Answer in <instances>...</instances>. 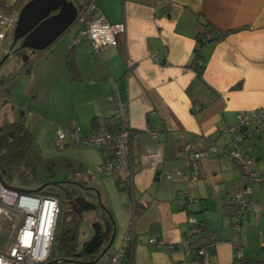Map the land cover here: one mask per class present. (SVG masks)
Returning <instances> with one entry per match:
<instances>
[{"label":"crops","instance_id":"0c3cea01","mask_svg":"<svg viewBox=\"0 0 264 264\" xmlns=\"http://www.w3.org/2000/svg\"><path fill=\"white\" fill-rule=\"evenodd\" d=\"M96 4L108 22L124 24L117 45L99 54L85 39L70 47L78 27L68 29L32 63L19 62L10 53L0 63V68L6 65L0 89L8 94L0 97L5 102L0 105V127L27 122L18 111L28 105L19 97L27 93L29 83L23 84L22 75L5 77L6 71L12 67L18 73L26 71L32 83L57 75L58 86L45 94L58 92L64 107L49 112L41 108L37 115L38 121L46 122L51 146L47 155L53 163L48 165L49 157L42 151L28 152L26 163L41 164L53 179L52 175H67L62 180L80 182L94 191L104 187L119 226L127 222L111 247L118 248L124 234L131 233L125 264H264V127L259 135L243 139L237 149L251 157L252 168L262 179L252 183V193L245 196L251 203L236 245L232 199L242 192L243 178L231 155L236 147L229 144L231 136L224 130L236 122L239 112L264 108V0H96ZM204 22L224 35L201 47L205 59L201 83L188 63L204 33ZM7 34L0 40V60L12 41L6 40ZM69 57L76 70L73 76L67 68ZM112 95L126 103L134 133L133 174L127 187L115 174L100 178L106 174L102 154L94 146L68 145L52 152L57 127L75 122L81 131H101L116 125ZM182 143L204 153L191 168L178 154ZM211 145L217 147L214 154L208 151ZM182 195L192 200L182 204L178 199ZM189 215L196 225L188 224ZM150 236L160 239L162 247L149 245ZM184 238L188 249L181 245ZM169 245L174 248L168 249ZM94 264H106L105 256Z\"/></svg>","mask_w":264,"mask_h":264},{"label":"built area","instance_id":"2783aa9c","mask_svg":"<svg viewBox=\"0 0 264 264\" xmlns=\"http://www.w3.org/2000/svg\"><path fill=\"white\" fill-rule=\"evenodd\" d=\"M77 9L75 23L79 24L78 35L70 41V47L85 39L90 41L92 52L99 54L109 46H116L118 37L124 32L123 23H110L99 10L96 0H72ZM18 19V9L10 13H0V40L12 31ZM206 37L210 38L207 33ZM115 104V116L118 118L116 125H111L105 130L81 132L75 122L56 130L55 144L61 149L70 144L76 146H94L103 158L102 169L104 174L119 176L127 187V182L133 174L131 160V140L134 135L128 123V107L117 95L111 96ZM264 127V108L252 110L249 114L239 112L236 122L225 127V131L231 136L230 145L236 150L231 152L232 157L239 163L242 171L243 190L236 194L232 201L234 212L232 215V243L238 242V236L242 231V221L246 216L247 205L251 203L246 195L252 193V183L262 179L258 171L252 168V159L248 155H241L237 150L245 138L259 135ZM153 137L156 131H149ZM208 151L217 152V147L211 145ZM178 154L186 159L188 167H193L203 157L204 153L194 149L188 143H182L178 148ZM193 175H196L194 173ZM167 177H171L167 174ZM192 181L196 180L193 176ZM184 204L189 197L183 195L178 198ZM133 205L131 210L133 213ZM59 211L58 199L53 196L39 195L8 187L0 178V219L4 216L8 222H12L13 234L6 253H0V264H40L46 262L50 252L51 241ZM133 217V214H132ZM21 218L22 223L16 227L13 220ZM187 222L190 226L197 224L195 217L189 215ZM131 233L127 231L118 248L110 247L105 253L106 264H124L126 250L130 247ZM147 243L160 248L163 242L154 236L147 239ZM264 244V240L261 241ZM181 245L188 249L189 242L182 239ZM207 244L206 246H209ZM167 248V247H166ZM169 245L168 249H173ZM205 246L198 249V254L204 252Z\"/></svg>","mask_w":264,"mask_h":264},{"label":"rangeland","instance_id":"374dc122","mask_svg":"<svg viewBox=\"0 0 264 264\" xmlns=\"http://www.w3.org/2000/svg\"><path fill=\"white\" fill-rule=\"evenodd\" d=\"M8 2H12V0H7ZM27 0H20L18 2L14 1L11 9H18L19 10V6H22ZM18 6L16 8H14L15 6ZM79 27L78 23H74L69 29H77ZM73 31V30H72ZM12 34L13 31H9V33L7 34L6 40L7 41H11L10 39L12 38ZM5 43H8V42ZM44 50H36L34 52H31L29 49H23L20 53H15V56L17 57L16 59H18V61L22 62L24 59L23 57H27L28 59V63H32L31 61L34 59ZM24 62V61H23ZM6 68V65L4 64L2 66V68H0V76H1V71L4 70ZM28 70H30V65L28 67ZM9 71L11 72V74L9 73ZM18 68H10L8 71H6V74L4 75L5 77H11V79H14L16 76L22 75V79L23 80V84L26 85V82L28 84L27 87V93H25V95L21 94L19 97V100L22 102V104H28L26 107L21 108L18 112L19 114L24 113L23 115L25 116V120L27 121L25 124L27 126H30V130L33 134V144L30 148V153H37V152H43V155L46 154V157H49L50 155H47L50 153V145L48 143V138H47V126H46V122L45 120H41L44 118H40L38 121V116L39 114H41V108L42 110H46V111H56L57 108H63L64 107V101L63 98L60 94H58V92H50L49 95H46L45 93L47 91H51V89H53V87L58 86V81L60 82V77H58L57 75L53 76V78L55 79H49L48 77L46 79L41 78L40 81H34L32 82H28V74L26 73V71L24 72H19L18 75ZM7 77V78H8ZM28 80V81H27ZM24 85V86H25ZM32 87V90L30 89ZM29 90H31V92H29ZM30 95H29V93ZM32 93V94H31ZM27 94V96H26ZM0 97H7L8 98V94L5 91H2L0 89ZM1 99V98H0ZM5 102L3 103V101L0 100V105L4 106ZM32 125V127H31ZM36 128V130L34 129V127ZM68 126V125H67ZM66 127V126H65ZM59 128H63V127H59ZM58 129V127H57ZM67 129V127L65 128V130ZM81 131V130H80ZM81 132H90V131H81ZM39 143V144H38ZM40 146V147H39ZM70 146L76 147V145L74 144H70ZM82 146V145H81ZM57 147L56 145L53 148L52 152H56ZM74 159H76V157H73ZM79 157H77L78 160ZM53 159L54 158H47V160H49L48 165L50 166L51 163H53ZM43 166L45 167V161L43 162ZM23 167L24 169H27V172L29 175H24V177L22 176V179L20 176H17L18 174L15 173L13 174L12 177H9L7 174L2 172V177L4 179V183L6 186L8 187H13V188H19V189H28V190H32L35 189V187H37L39 184H41L42 180H44L45 178H47V176L49 175H45V171L44 168H42L41 164H36V163H26V159L23 163ZM54 176L56 179L62 180L63 178H65V176L67 175H52ZM111 176V175H108ZM107 175H100V178L103 179H108ZM105 179V180H106ZM89 182V181H87ZM100 189L97 188L96 191H98L99 197H100V204L97 205L95 210L92 211H88L85 213V218L82 220L81 225H80V230L78 233V237H77V243L78 245H80L83 241H85L86 237H89V235H91L93 233V229L91 227V224L93 222H103L107 219L108 215L110 214L111 217L113 218L114 222L117 225V230L114 236V240L112 242V247L115 246L120 238V236L123 234L124 232V227L127 224V222L125 223V225H123L122 227H120V222L116 221V214L115 212H113L111 210V208L108 206V203L106 201V197H105V193H104V187H99ZM116 189V188H115ZM89 197L91 200H93L94 202L97 201V197L95 192H90ZM6 218L4 216L1 217L0 219V235L3 234V231H7L9 236L12 235V231L10 230L11 226H10V222H8V220H5ZM122 220V217L120 216V221ZM14 224L16 227H19L20 224L22 223V219L21 218H15L13 220ZM10 228H7L9 227ZM8 247V246H7ZM7 247L1 243L0 240V253L4 254L6 253ZM40 264H45V262H42ZM76 264H82V263H76Z\"/></svg>","mask_w":264,"mask_h":264},{"label":"water","instance_id":"95a60500","mask_svg":"<svg viewBox=\"0 0 264 264\" xmlns=\"http://www.w3.org/2000/svg\"><path fill=\"white\" fill-rule=\"evenodd\" d=\"M77 9L72 0H27L20 8L18 19L13 29L12 41L8 51L2 56L0 63L3 62L10 53H20L23 49L31 52L47 49L54 41L62 36L75 23ZM23 61H28L23 57ZM60 184L71 183L77 187L64 188L67 203L70 208L79 216L82 221L85 213L95 210L100 204L98 191L91 187H86L80 182L70 180H58ZM45 183L40 184L34 191L44 187ZM18 190L24 191V189ZM94 191L97 201L90 199L89 194ZM93 233L90 238L81 244L80 251L72 254V257L81 256L82 253H92L103 241L107 240L106 246L94 258L93 261H76L70 258L55 259L47 261L45 264L62 263H82L93 264L103 257L111 247L116 227L115 222L109 214L105 221L93 222L91 224Z\"/></svg>","mask_w":264,"mask_h":264},{"label":"trees","instance_id":"16d2710c","mask_svg":"<svg viewBox=\"0 0 264 264\" xmlns=\"http://www.w3.org/2000/svg\"><path fill=\"white\" fill-rule=\"evenodd\" d=\"M12 5V2L0 0V11L8 12L10 11ZM204 27V33L198 36L192 59L188 63V66L196 73V80L201 83H203L202 72L205 62L204 56L201 52V47L205 42L219 39L222 37V35H224V33H219L218 30L210 26L207 22H204ZM207 33L210 34V38L206 37ZM70 58L71 57H69L67 62V68L70 76H73L75 75L76 70L74 67V62ZM23 63L27 64L28 61ZM32 144L33 135L22 121L5 124L0 127V178L3 182L4 179L2 177V172L7 174L9 177H12L13 174L17 173V176H20L21 179L22 176L24 177V175H29L25 171L23 163L26 156L28 155V152L30 151ZM57 181L58 180L53 179V177L47 176V178L41 182V184L45 183L44 187L41 189L37 191H34V189H24V192L53 196L58 199L59 211L47 261H53L55 259L61 258H70L72 257L73 253L77 252L79 247L77 243V237L82 221L67 203V197L64 193V188H66V186L64 184L58 183ZM37 187H35V189ZM10 226L7 228H10L13 234L14 228L12 226V222H10ZM198 227L201 228V225H198ZM11 237L12 235L9 236L7 231H3V234L0 235L1 243L6 247L9 246ZM128 252L129 250L127 249L125 256L128 255ZM84 259L86 260V258ZM125 261L126 260H124V264Z\"/></svg>","mask_w":264,"mask_h":264},{"label":"flooded vegetation","instance_id":"af4514ba","mask_svg":"<svg viewBox=\"0 0 264 264\" xmlns=\"http://www.w3.org/2000/svg\"><path fill=\"white\" fill-rule=\"evenodd\" d=\"M14 1H17V0H12V3H14ZM20 0H18V2H19ZM16 7H18L17 5L14 7V8H16ZM20 8H21V6H19V10H20ZM13 9H11L10 11H8V12H3V11H0V13H10L11 11H12ZM19 10H18V13H19ZM70 206V205H69ZM92 235V234H91ZM91 235H89V237H86V239H85V241L86 240H88L89 238H90V236ZM84 242V241H83ZM82 242V243H83ZM81 243V244H82ZM81 244L79 245V247H78V250L77 251H80V249H81ZM106 244H107V240H105V241H103V243H101L100 245H99V247L98 248H95L94 249V251L92 252V253H82L81 254V256H78V257H70V259H74V260H76V261H92V260H94V258L102 251V249L106 246ZM84 258H86V260L84 259ZM62 264H76V263H62Z\"/></svg>","mask_w":264,"mask_h":264}]
</instances>
